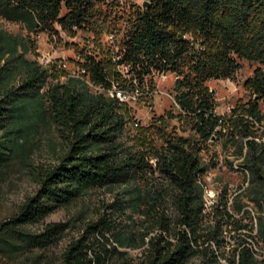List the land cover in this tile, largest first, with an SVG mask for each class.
Segmentation results:
<instances>
[{"label":"trees","instance_id":"trees-1","mask_svg":"<svg viewBox=\"0 0 264 264\" xmlns=\"http://www.w3.org/2000/svg\"><path fill=\"white\" fill-rule=\"evenodd\" d=\"M146 1L142 9L129 6L122 24L119 0H0V17L27 32L0 26V169L29 161L44 130L59 146L52 162L30 163L36 189L1 222L0 251L52 241L66 223H48L40 234L17 227L96 189L111 199L85 221L59 264H187L193 258L222 264L229 225L255 228L264 241V0ZM104 28L121 33L118 59L99 41ZM42 31L57 38L93 34V46L86 39L79 50L80 75L28 56L31 34ZM244 62L251 66L242 82L247 99L218 114L208 81L235 77ZM122 63L141 80L153 69L174 72L172 93L182 111L137 121L108 94L114 80L128 85L115 69ZM218 138L241 158L247 183L231 207L249 215L252 202L254 222L235 218L224 195L207 205L203 152ZM239 244L226 264H257L249 242Z\"/></svg>","mask_w":264,"mask_h":264},{"label":"rangeland","instance_id":"rangeland-1","mask_svg":"<svg viewBox=\"0 0 264 264\" xmlns=\"http://www.w3.org/2000/svg\"><path fill=\"white\" fill-rule=\"evenodd\" d=\"M130 2L136 3L138 0L119 1L124 16L130 10ZM0 26L12 33L27 34L22 24L8 21L2 17H0ZM109 30L104 28L99 41L104 49L110 55H113L117 39L121 33H116L115 37L111 39ZM30 37L33 39V45L28 52L29 57L39 60L40 58L38 57L41 53H50L53 55V60L49 64L56 63L62 69L67 70L69 74L76 76L82 73L78 72L80 69L79 50L87 42L91 46L94 43L93 34H86L84 31H78L73 37L67 36L64 32L60 33L59 38L52 37L45 31L31 34ZM61 60L66 63L64 67L59 65ZM250 72V64L244 62L235 77L208 81L210 87L216 92V110L218 113L229 114L231 107L246 101L247 93L242 82ZM65 79L66 75H62L61 80ZM173 81L174 75L170 73L163 77H156L155 88L151 96H143L127 103L132 117H135L141 124H147L153 114H165L172 104V98L169 93ZM89 85L94 91L100 89L99 86L93 85L92 82ZM57 142L58 138L53 132L44 130L38 137L37 145L32 151L29 161L23 162L17 159L10 165L0 169V224L2 221L15 216L27 196L35 191L36 182L32 175L33 168L31 164L38 166L52 162L55 159L56 149L59 147ZM209 143L208 150L203 152V160L209 165V169L203 175L207 205L211 207L213 203L220 199L221 195H224L228 199V208L233 212L235 218L240 219L244 223L254 222L257 210L252 202H248L249 208L252 209L249 215H241L240 212L233 210L231 207L232 196L237 194L247 184L245 173L240 166L241 158L231 154V147L224 149L220 138ZM212 162H215V165L211 164ZM223 187H226V192L222 194ZM110 199L111 194L109 192L103 189L92 190L72 204L56 209L39 222L20 224L17 227L19 230L33 234L43 233L48 223L61 222L66 223V226L59 234H56L52 241L44 245H32L28 249L0 251V264H59L66 245L74 237L78 236L85 221L94 217L100 210H104L105 204ZM243 200L247 201L246 198ZM225 229L221 247L224 256H220L222 264L229 262L232 254L240 246L239 242L242 239H246L249 242L257 258V264H264V241L257 234L255 228L249 232L248 229H235L229 225ZM248 233L251 236H248ZM201 263L198 258H193L187 264ZM105 264L117 263L109 260ZM230 264H236V262H230Z\"/></svg>","mask_w":264,"mask_h":264},{"label":"built area","instance_id":"built-area-1","mask_svg":"<svg viewBox=\"0 0 264 264\" xmlns=\"http://www.w3.org/2000/svg\"><path fill=\"white\" fill-rule=\"evenodd\" d=\"M119 1H123V0H119ZM143 1L144 0H138V2H136V3L130 2V6L140 7L142 9L144 7ZM126 20H127V18H125L124 15H122V18H119L117 21L124 24ZM109 31H110L109 35H111V39H113L115 37V31H113V28H110ZM120 40H121V37H118L116 48H115L116 59H118L120 57L117 54V51L119 50ZM38 58H44L46 60V63L49 64L53 60V55H51L50 53H41ZM59 65L64 67L66 65V63H65V61L61 60ZM115 69L117 71H119L121 73V75L125 76V82L128 84V87H130V95H121L119 93V83H115V80L113 81L111 86L114 89V97L121 104H127L130 101L139 99L143 96H147V97L151 96L152 92L155 88V78L158 76L163 77V76H166L167 74L170 73V74L174 75V80L176 78V75L174 74V72H171L169 70H154L153 69L150 74L144 75L143 79L141 80L137 76V74L134 70L131 71L130 65H128L126 63L116 65ZM83 71L84 70L81 69V67H80L78 72H83ZM209 90L213 92V95H214L215 101H216V92L212 87H210V85H209ZM169 95L172 98V104H171L170 110H172L174 112L182 111V110L175 108V98H174L173 93H172V88H171ZM216 107H217V101H216V106H215V111L217 112ZM218 114H221V113H218Z\"/></svg>","mask_w":264,"mask_h":264},{"label":"bare ground","instance_id":"bare-ground-1","mask_svg":"<svg viewBox=\"0 0 264 264\" xmlns=\"http://www.w3.org/2000/svg\"><path fill=\"white\" fill-rule=\"evenodd\" d=\"M128 5H129V4H128ZM38 61H39L42 65H46V64H47V63H46V60H45L44 58H40ZM86 82H87L88 84L91 83V81H90V80H87V79H86ZM116 83H117V82H116ZM119 93H120L121 95H130V87H128V85H125V86H121V85H119ZM108 94H109L110 96L114 97V89H113V87H112L111 89H109ZM175 105H176V109H179V108H180L176 101H175Z\"/></svg>","mask_w":264,"mask_h":264},{"label":"water","instance_id":"water-1","mask_svg":"<svg viewBox=\"0 0 264 264\" xmlns=\"http://www.w3.org/2000/svg\"><path fill=\"white\" fill-rule=\"evenodd\" d=\"M148 5H149V2L146 1V0H144V1H143V6H148Z\"/></svg>","mask_w":264,"mask_h":264}]
</instances>
